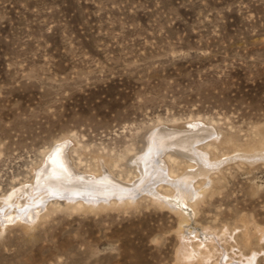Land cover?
Wrapping results in <instances>:
<instances>
[{"label":"rangeland","instance_id":"rangeland-1","mask_svg":"<svg viewBox=\"0 0 264 264\" xmlns=\"http://www.w3.org/2000/svg\"><path fill=\"white\" fill-rule=\"evenodd\" d=\"M158 131L203 135L221 160L186 174L192 153L172 148L189 199L170 183L133 202L52 199L0 225V264H264V0H0V198L57 143L78 172L108 158L135 183Z\"/></svg>","mask_w":264,"mask_h":264},{"label":"bare ground","instance_id":"bare-ground-1","mask_svg":"<svg viewBox=\"0 0 264 264\" xmlns=\"http://www.w3.org/2000/svg\"><path fill=\"white\" fill-rule=\"evenodd\" d=\"M180 134L179 132L158 131L150 135L145 154L137 159L139 163L134 161V164L136 163L140 170V178L135 183L116 179L107 170L111 163L108 158H99L97 169L93 171V174L78 172L76 168V170L74 169L72 163V154L77 153L76 146L71 147L63 143H57L43 165L34 171L33 180L29 185L23 184L20 188L13 189L8 195L1 196L0 225L23 220L30 223L37 218L41 219L43 218L41 214L47 209V205L52 199L55 201L63 200L67 206L73 208L94 207L100 204L107 205L114 200L133 202L130 200L139 195L138 193L141 194V191L145 189H156L155 193L160 195L157 189L162 188L164 183L174 185L177 189L175 193L184 197L185 200L189 199L193 193L189 188L192 181L178 180L170 176L174 173L171 169L172 164L169 161L175 165H180V162H182L178 161L181 156L172 150L176 148L186 151L188 154L192 153L188 155L191 159L190 163L191 165L197 164L198 167L194 170L193 168L192 170H186V174H195L196 176L211 174L219 166L218 163H221V160L207 159V154L201 151V145L203 146L205 143L203 141L207 140L203 135L195 137L193 134L187 133L185 136L179 137ZM208 138H212L210 134ZM246 151L252 153L256 150ZM243 152L241 151V153ZM245 155H249L248 158L256 156V154L251 156L248 153H244ZM262 155L264 156V154ZM156 186L158 188L153 189ZM207 254L209 256L210 253ZM185 255L187 256V253ZM203 260L202 257L198 258L197 264H203Z\"/></svg>","mask_w":264,"mask_h":264}]
</instances>
